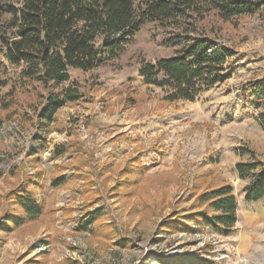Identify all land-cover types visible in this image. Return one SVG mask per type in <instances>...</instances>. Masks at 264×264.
<instances>
[{"label": "rangeland", "instance_id": "rangeland-1", "mask_svg": "<svg viewBox=\"0 0 264 264\" xmlns=\"http://www.w3.org/2000/svg\"><path fill=\"white\" fill-rule=\"evenodd\" d=\"M0 0V264H264V199L247 202L238 163H264L260 110L246 89L264 79V7L200 23L236 51L227 81L195 100H167L139 75L175 53L171 32L147 23L115 60L45 85L2 52L12 15ZM78 91L47 124L51 95ZM231 185L237 222L205 225L202 197ZM28 191L42 213L27 214Z\"/></svg>", "mask_w": 264, "mask_h": 264}, {"label": "trees", "instance_id": "trees-1", "mask_svg": "<svg viewBox=\"0 0 264 264\" xmlns=\"http://www.w3.org/2000/svg\"><path fill=\"white\" fill-rule=\"evenodd\" d=\"M262 7L264 0H22L19 6L5 4L12 17L1 37L2 52L11 65L22 66L23 78L58 86L70 80L73 69L89 71L117 59L145 24L159 23L170 30V44L177 49L171 56L141 61L139 75L165 90L167 100L193 101L231 78L237 62L231 61L236 51L204 33L200 23L211 15L222 20L253 15ZM244 91L255 100L264 127V79L250 82ZM77 92L68 88L49 96L43 122L77 100ZM236 168L241 179H251L246 201L264 199V163H238ZM18 198L30 216L42 213L28 191ZM202 201L217 212L206 217L205 225L231 232L237 222L233 187L206 192Z\"/></svg>", "mask_w": 264, "mask_h": 264}]
</instances>
